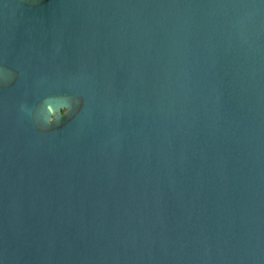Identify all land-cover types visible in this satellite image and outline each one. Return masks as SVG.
Segmentation results:
<instances>
[{
	"label": "water",
	"instance_id": "1",
	"mask_svg": "<svg viewBox=\"0 0 264 264\" xmlns=\"http://www.w3.org/2000/svg\"><path fill=\"white\" fill-rule=\"evenodd\" d=\"M0 264H264V0H0Z\"/></svg>",
	"mask_w": 264,
	"mask_h": 264
}]
</instances>
